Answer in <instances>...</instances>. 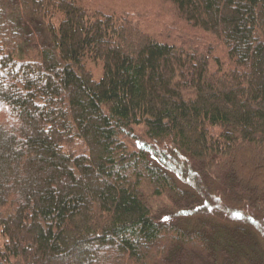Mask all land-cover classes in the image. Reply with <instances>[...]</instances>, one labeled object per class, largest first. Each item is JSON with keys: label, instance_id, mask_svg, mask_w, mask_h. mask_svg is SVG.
Listing matches in <instances>:
<instances>
[{"label": "trees", "instance_id": "obj_1", "mask_svg": "<svg viewBox=\"0 0 264 264\" xmlns=\"http://www.w3.org/2000/svg\"><path fill=\"white\" fill-rule=\"evenodd\" d=\"M150 6L0 0V264H264V0Z\"/></svg>", "mask_w": 264, "mask_h": 264}, {"label": "rangeland", "instance_id": "obj_2", "mask_svg": "<svg viewBox=\"0 0 264 264\" xmlns=\"http://www.w3.org/2000/svg\"><path fill=\"white\" fill-rule=\"evenodd\" d=\"M108 2H110V6L112 9H108L106 11V9H104L105 13H112L113 9L118 10V9H126L129 13H131L130 15H132L131 17L134 18V20L137 18V15H139L140 13H144V12H150V18L152 17V15H156L158 14L157 10H154V7H152V9L150 8V2L152 0H106ZM135 14V15H134ZM158 16V15H156ZM170 17V15H169ZM152 19V18H151ZM172 20V18H168V21ZM168 23H166L167 25ZM98 69L97 70H93V73L95 75L98 74Z\"/></svg>", "mask_w": 264, "mask_h": 264}]
</instances>
